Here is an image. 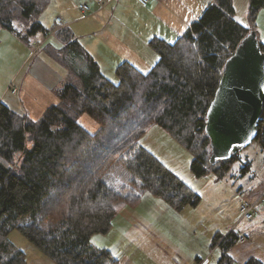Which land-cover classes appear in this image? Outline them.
<instances>
[{
  "label": "trees",
  "instance_id": "1",
  "mask_svg": "<svg viewBox=\"0 0 264 264\" xmlns=\"http://www.w3.org/2000/svg\"><path fill=\"white\" fill-rule=\"evenodd\" d=\"M47 0H0V29L17 37L52 32L60 42L57 59L66 62L69 80L56 90L57 102L39 119L12 110L0 101V264H28L25 252L10 239L19 231L55 264H120L110 251L90 242L105 233L122 203L108 181L116 165L132 174L131 184L149 191L173 209L196 206L201 197L140 143L158 125L191 153L190 170L208 171L206 110L225 60L264 10V0H248L249 27L235 18L233 0H213L173 42L153 37L157 60L143 73L127 61L110 80L67 26L49 31L38 20ZM21 23L20 27L15 22ZM55 29V31H54ZM257 31V30H256ZM260 42V40H259ZM39 43V42H37ZM264 51V44L260 42ZM85 69H80L77 60ZM91 120L90 126L82 122ZM255 140L264 158V105ZM237 154L213 165L222 177ZM138 197L136 198V200ZM233 230L215 233L220 256L216 264H233L228 249L238 241ZM244 264H262L251 257Z\"/></svg>",
  "mask_w": 264,
  "mask_h": 264
},
{
  "label": "crops",
  "instance_id": "2",
  "mask_svg": "<svg viewBox=\"0 0 264 264\" xmlns=\"http://www.w3.org/2000/svg\"><path fill=\"white\" fill-rule=\"evenodd\" d=\"M104 1L100 6L98 0H81L76 7V1L67 0L62 20L105 74L102 64L112 70L122 61L147 72L157 60L149 40L158 37L173 42L213 0H151L147 5L137 0ZM82 3L90 6V13L82 12ZM233 6L236 20L249 27L245 17H248V0H233ZM241 18L244 22L240 21ZM55 25L54 18L51 28ZM44 92L49 93L48 90ZM255 172L252 178L256 180L241 184L236 190L248 200L255 199L264 190V165ZM137 194L138 199L133 204L119 205L113 220L117 221L115 230L121 243L119 250L125 254L117 257L109 248H98L110 251L120 264H136L137 258L147 260L148 264H197L201 260H206V264L217 263L220 246L218 243L212 245L211 241L215 233L225 234L226 231L221 232L216 226L205 233L209 226L204 225L203 230L191 227L193 224L181 212L149 191ZM241 199L235 207L232 223L227 227L243 239L238 238L228 249V255L233 264H244L251 257L264 264V208L252 220L239 219ZM20 244L25 243L20 241ZM23 245L19 246L25 252L28 264H55L29 243ZM127 249L135 250L133 256L131 252L127 254Z\"/></svg>",
  "mask_w": 264,
  "mask_h": 264
},
{
  "label": "rangeland",
  "instance_id": "3",
  "mask_svg": "<svg viewBox=\"0 0 264 264\" xmlns=\"http://www.w3.org/2000/svg\"><path fill=\"white\" fill-rule=\"evenodd\" d=\"M74 1L77 2L76 7H78L81 0ZM66 4L67 0H47L37 19L42 22L45 28L51 31L50 28L54 18H56L55 16L62 19ZM240 21L244 22V19L241 18ZM254 23L259 34L258 39L264 42L263 9L258 12ZM14 24L17 28L21 26L18 21ZM38 44H40L39 47H37ZM60 46L61 42L51 34L47 39H44L41 30L35 34H29L27 39H23L17 37L13 30L1 28L0 101L16 112L26 113L33 119H39L47 106L57 102L56 90L60 89L69 80L70 74L66 62L57 59L55 54ZM76 63L80 69H85L82 60L79 59ZM101 67L110 80L117 81L114 73L115 69H107L103 64ZM46 90L49 93H45ZM82 122L87 126L93 125L91 120L87 118H83ZM140 143L201 197L197 206H186L177 212H181L183 217L193 224L191 227L203 230L205 229L204 225L209 226L205 233L211 227L216 226L221 232L229 231L227 224L232 223V217L236 212L235 207L239 198L248 199L247 197H241V193L236 191L237 187L256 180L252 178L256 175L255 171L259 172L264 165L262 148L256 140H253L237 153V157L231 163L229 171L222 177L217 176L210 170L213 165H209L208 171L203 175L196 176L190 170L192 153L174 136L158 125L148 128ZM248 168L250 172L247 171ZM107 177L108 181L119 191L123 188V196L129 190L137 195L134 199L133 196L129 198V204L136 201L139 196L138 192L144 191L137 187L138 182H136V186L131 184L132 174L121 164L116 165ZM113 220L114 218L112 219V228L107 233L92 234L90 242L96 247L109 248L115 256L119 257L125 253L119 250L121 243L115 230L117 221L113 222ZM200 234L201 232L198 235ZM9 237L17 247L23 245L20 244V241L25 244L29 243L17 230L12 231ZM129 252L132 254L135 250L127 249V254ZM136 264H148V262L137 258Z\"/></svg>",
  "mask_w": 264,
  "mask_h": 264
},
{
  "label": "water",
  "instance_id": "4",
  "mask_svg": "<svg viewBox=\"0 0 264 264\" xmlns=\"http://www.w3.org/2000/svg\"><path fill=\"white\" fill-rule=\"evenodd\" d=\"M264 105V51L251 29L225 60L205 115L209 165L229 160L255 140Z\"/></svg>",
  "mask_w": 264,
  "mask_h": 264
},
{
  "label": "built area",
  "instance_id": "5",
  "mask_svg": "<svg viewBox=\"0 0 264 264\" xmlns=\"http://www.w3.org/2000/svg\"><path fill=\"white\" fill-rule=\"evenodd\" d=\"M137 1L142 5H147L151 0H137ZM104 3H105L104 0H98V4L100 6H103ZM80 9L84 13H88L91 11L90 6L87 3L80 4ZM55 21L57 24V27L55 29L66 25L64 23V21L59 16H56ZM55 29H54V31H55ZM50 34H52V32L47 34L45 36V39H47V37ZM39 46H40V44L37 45V47H39ZM233 52H231L230 55ZM262 208H264V190L262 191V193L258 197H256L253 200L242 199L240 201L239 209H238L239 219L252 220L260 212V210ZM230 230H233V229H230ZM239 239H243V237H239ZM197 264H206V260H201Z\"/></svg>",
  "mask_w": 264,
  "mask_h": 264
}]
</instances>
